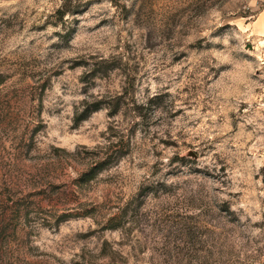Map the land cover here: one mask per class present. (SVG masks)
<instances>
[{
    "label": "rangeland",
    "instance_id": "rangeland-1",
    "mask_svg": "<svg viewBox=\"0 0 264 264\" xmlns=\"http://www.w3.org/2000/svg\"><path fill=\"white\" fill-rule=\"evenodd\" d=\"M0 264H264V0H0Z\"/></svg>",
    "mask_w": 264,
    "mask_h": 264
}]
</instances>
